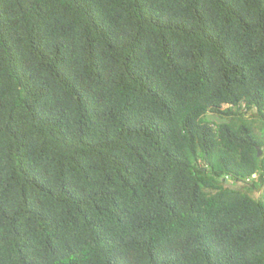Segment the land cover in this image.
I'll list each match as a JSON object with an SVG mask.
<instances>
[{"label": "trees", "instance_id": "1", "mask_svg": "<svg viewBox=\"0 0 264 264\" xmlns=\"http://www.w3.org/2000/svg\"><path fill=\"white\" fill-rule=\"evenodd\" d=\"M257 146L264 0H0V264H264Z\"/></svg>", "mask_w": 264, "mask_h": 264}, {"label": "rangeland", "instance_id": "2", "mask_svg": "<svg viewBox=\"0 0 264 264\" xmlns=\"http://www.w3.org/2000/svg\"><path fill=\"white\" fill-rule=\"evenodd\" d=\"M209 118L216 120V121H221L217 116H214L212 114L209 115ZM262 149H264V146L262 147ZM262 149H261V151H262ZM262 191H263V189L260 190V192H262Z\"/></svg>", "mask_w": 264, "mask_h": 264}, {"label": "water", "instance_id": "3", "mask_svg": "<svg viewBox=\"0 0 264 264\" xmlns=\"http://www.w3.org/2000/svg\"><path fill=\"white\" fill-rule=\"evenodd\" d=\"M257 149H258V151H259V154H258V156H259V157H261V156H262V151H261V148H260L259 146H257Z\"/></svg>", "mask_w": 264, "mask_h": 264}, {"label": "built area", "instance_id": "4", "mask_svg": "<svg viewBox=\"0 0 264 264\" xmlns=\"http://www.w3.org/2000/svg\"><path fill=\"white\" fill-rule=\"evenodd\" d=\"M254 176H256V175H254Z\"/></svg>", "mask_w": 264, "mask_h": 264}]
</instances>
